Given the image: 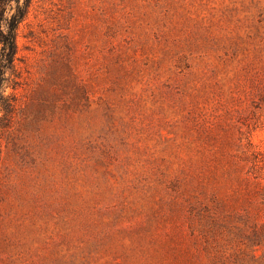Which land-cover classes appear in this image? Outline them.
I'll return each mask as SVG.
<instances>
[{
    "label": "rangeland",
    "instance_id": "obj_1",
    "mask_svg": "<svg viewBox=\"0 0 264 264\" xmlns=\"http://www.w3.org/2000/svg\"><path fill=\"white\" fill-rule=\"evenodd\" d=\"M16 44L0 264H264V0H31Z\"/></svg>",
    "mask_w": 264,
    "mask_h": 264
},
{
    "label": "trees",
    "instance_id": "obj_2",
    "mask_svg": "<svg viewBox=\"0 0 264 264\" xmlns=\"http://www.w3.org/2000/svg\"><path fill=\"white\" fill-rule=\"evenodd\" d=\"M31 0H0V88L3 82H7L9 76L14 73V62L17 51L16 37L20 23L26 17ZM15 4L14 10L6 16V8L9 3ZM9 76H6V74ZM0 109L9 113L12 103L8 96L0 89Z\"/></svg>",
    "mask_w": 264,
    "mask_h": 264
}]
</instances>
